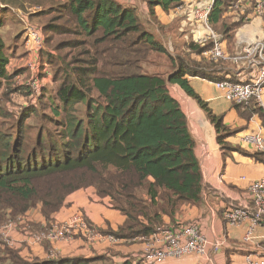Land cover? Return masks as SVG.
Segmentation results:
<instances>
[{"label": "trees", "instance_id": "16d2710c", "mask_svg": "<svg viewBox=\"0 0 264 264\" xmlns=\"http://www.w3.org/2000/svg\"><path fill=\"white\" fill-rule=\"evenodd\" d=\"M60 1L56 14L41 26L44 47L38 61L41 68L52 69L50 92L44 85L37 93L26 82L13 83L28 67L9 70L10 55L1 33L5 20L0 14V99L8 100L0 102V119L11 121L10 130L0 128V222L5 218L2 210L21 215L35 208L49 222L69 194L93 187L125 217L116 230L106 233L122 239L148 238L167 226L165 216L174 220L183 205L200 204L204 191L196 140L169 85L180 86L206 112L226 150L230 146L225 139L234 131L196 92L188 76L213 82L238 80L219 65L224 61L199 59L205 46L193 40L182 43L179 53L167 47L146 27L135 4ZM144 1L159 28L156 7L169 12L183 4V0ZM231 6L230 0H216L209 21L234 42L232 31L245 22L241 17L228 23L225 13ZM57 36L65 37L54 47ZM153 53L168 57L172 70L167 76L144 71ZM17 93L28 100L13 110L8 103ZM39 102L50 107L49 114L38 108ZM233 105L239 111L243 106ZM251 112L259 115L264 128V110ZM30 116L46 123L35 128L27 122ZM32 129H37L34 136ZM250 155L264 160V152ZM97 262L110 259L106 254L27 258L0 240V264ZM143 262L129 257L121 264Z\"/></svg>", "mask_w": 264, "mask_h": 264}, {"label": "crops", "instance_id": "0c3cea01", "mask_svg": "<svg viewBox=\"0 0 264 264\" xmlns=\"http://www.w3.org/2000/svg\"><path fill=\"white\" fill-rule=\"evenodd\" d=\"M125 3L135 4L139 12L149 16V8L144 0H120ZM230 0L232 6L230 10L233 13H225L234 15L238 21L244 17V25L234 32V42L230 45L228 37L224 35V45L228 51L237 49L238 42L245 44L262 41L264 43V5L263 11L257 12L251 6V2L241 4L236 7ZM134 2V3H132ZM191 0H183L182 7H177L169 12H165L160 6L155 11L158 20L163 28L172 22V17L179 13H184V6L190 7ZM227 15V16H226ZM149 19L151 20L150 16ZM248 20V21H246ZM190 19V23H191ZM193 24V22H192ZM157 25V24H156ZM164 41L163 36L166 32L156 27ZM192 37V32H191ZM24 41V40H23ZM186 40L182 41L184 43ZM165 43V42H164ZM166 44V43H165ZM167 46V44H166ZM231 46V48H230ZM170 48V46H167ZM239 48V47H238ZM230 49V50H229ZM231 52V51H230ZM34 52L30 53L31 60L35 59ZM12 55H10L11 57ZM20 66H15L14 69ZM10 68L9 70H14ZM238 81L251 79L256 74V69L248 66H242L231 73ZM51 77V74H49ZM49 77V78H50ZM191 85L196 92L209 103V107L217 115H223L225 124L233 130V134L227 136L225 141L230 149L224 150L218 142V134L214 124L209 120L206 112L201 109L195 100L188 96L180 86L169 85L171 94L180 102L184 112L188 117L189 128L196 140V155L199 159L203 174V197L200 204H185L181 208L174 220L168 216L164 217L165 225L175 226L179 223L197 222L201 226L204 235L211 242L207 255L200 256L190 254L182 258L168 259L163 264H250L258 263L264 260V215L261 224L254 231V238L246 242L244 240L249 221L246 220L242 224H231L225 217V212L233 203L247 202L252 211L253 203L249 199L248 185L253 180L260 179L264 176V160H256L250 154L256 152L247 145L243 138L255 131L263 130L261 118L257 113H252V109L262 108L254 103L241 106L240 111L237 110L233 103L225 100L222 92L219 91L213 81L195 76H188ZM48 80V79H47ZM52 81V80H51ZM171 86V87H170ZM174 91L176 93H174ZM264 98V95H263ZM264 110V109H263ZM241 149L242 151L238 150ZM104 200H107L106 202ZM110 198H99L93 187L81 188L72 194H69L64 205L58 212L52 215L50 225L53 222H61L74 214H83L87 216L97 225L98 231L102 238L92 242L80 234H74L70 239H60L54 242L45 241L35 243L31 237L24 236L14 243L8 241L13 248L19 249L20 253L27 257L47 256H94L106 254L110 262L121 264L123 261L132 257L133 259H144L146 243L148 238L122 239L116 237V240L108 238L107 230L112 228L116 230L125 219L124 215L118 225H114L112 221L115 209L111 208ZM71 204L73 208H67ZM80 206L82 210L74 209ZM30 210L27 214H32L33 222L29 223V227L41 230L46 223L45 218L40 214L39 208ZM35 211L33 213H30ZM119 213V211H118ZM110 223H108V222ZM116 223V222H115ZM36 227V228H35ZM166 227V226H165ZM114 236V235H113ZM214 243H218L215 246ZM143 262V263H144ZM144 263V264H145Z\"/></svg>", "mask_w": 264, "mask_h": 264}, {"label": "built area", "instance_id": "2783aa9c", "mask_svg": "<svg viewBox=\"0 0 264 264\" xmlns=\"http://www.w3.org/2000/svg\"><path fill=\"white\" fill-rule=\"evenodd\" d=\"M191 1L189 9L184 6V11H189V17L194 25L192 40L202 47L205 46L202 55L213 61H229L236 65L242 64L256 69V74L251 79L236 82L228 79L215 81L216 88L222 92L227 101L233 104L246 105L254 103L264 109V43L257 41L243 45L241 41L238 42L239 48L237 47L233 52L228 51L227 46L224 45V35L217 33L209 21L216 0ZM248 2L252 3L251 7L255 11H263L264 0H236L233 2V6L234 3L236 7H239L241 4ZM29 35L31 51L39 52L44 47L42 30L39 27L30 26ZM38 66V60H30L27 64L28 69L32 70H36ZM24 82L31 86L35 92H40L42 82H39L38 79L32 78ZM243 141L253 150L264 152L263 130L247 134ZM247 191L254 210L252 211L247 202L239 200L233 203L225 212V217L231 224L235 225L242 224L246 220L249 221L244 237V240L249 242L254 238V231L261 224L264 215V176L250 182ZM74 234H80L90 242L102 238L97 226L90 223L83 214L79 213L61 222H53L46 230H41L31 238L35 243H42V241L54 242L60 239H70ZM0 236L3 240H9L7 227H1ZM108 238L116 240L113 235H109ZM148 240L146 243L147 250L144 254V259L148 264H163L168 259H179L190 254L204 256L208 254L211 245L201 226L195 221L162 227L158 232L152 234ZM214 245L218 246V243H214ZM250 264H264V260Z\"/></svg>", "mask_w": 264, "mask_h": 264}, {"label": "rangeland", "instance_id": "374dc122", "mask_svg": "<svg viewBox=\"0 0 264 264\" xmlns=\"http://www.w3.org/2000/svg\"><path fill=\"white\" fill-rule=\"evenodd\" d=\"M60 2H61L60 0H0V12L2 11V13L0 14L5 20V24L3 28L1 29V33L7 44V50L9 52V55H12L10 57V68L11 69L12 68L14 69L15 66H20V67L27 66V64L31 60L30 53L32 52L31 45H30L31 42H30V35H29V27L36 26V27H39V29H41V26L46 24L52 18V16L56 14V8L60 4ZM182 12L172 17V22L168 24L166 28H163V30L160 28L161 31L166 32L165 36H163L164 42L167 44V46H170V48H172L174 52L176 53L181 52L180 46L182 45V41L184 40L192 41L191 32L193 31V28H194V25L192 24V22L190 23V17L188 13L189 11H184V13ZM229 12H231L232 14H235L230 9H229ZM231 13L227 14L228 16L226 15L228 23H232L235 20L234 15H232ZM140 16L142 18V21L146 25V27L150 29L151 31H153L155 35H157L159 38L162 39L160 35L161 32H158L156 30L157 25L152 20L149 19V16L142 12H140ZM237 29H234L232 33L234 34L235 30ZM64 37L65 36L55 37L54 47H55V44H57ZM231 42H233L232 38H231ZM231 42H229L230 45L232 44ZM230 51L233 52V49H231ZM39 52L34 51L33 53V55L35 56L34 60H39ZM200 58L201 59L204 58V60L208 61V59L203 55H201L199 59ZM219 65L224 67L225 71H231V72L235 71L236 67L237 69H239L240 67L243 66L242 64L236 65L234 63H230L229 61H224L222 63H219ZM143 69L147 73L161 74V75L167 76L168 73L172 70V65L169 62V59L166 55L153 53L150 55L149 59L144 63ZM51 73H52V69L50 67H45L43 69L41 68V65L39 62V66L36 70L26 69L24 74L16 78L15 81L13 80V83L17 85V83H21L24 81H28L32 78H36L38 79L39 82H42V85H44L47 88V90L50 92V91H53V85L51 81L52 77L49 76V74ZM174 93L176 92L174 91ZM12 97H13L14 102H10L8 103V105H10L11 109L13 110L19 109L21 107V104H24L28 100V98L24 97L22 94H19V93L13 94ZM5 101H2L0 99V102L3 105L5 104L4 103ZM79 106L81 108L80 115H83L84 106L82 104H80ZM38 108H40L42 111L45 109L46 111H48L47 112L48 114L51 111L50 107L49 108L43 107V105L40 102L38 104ZM11 114L17 115V113H13V112H11ZM27 122L31 124L32 126H34L35 128L40 126L42 123H46L44 120L40 119L38 116H30ZM10 124H11L10 120L0 119L1 129L10 130ZM36 130L37 129L31 130L32 136L36 134ZM104 201L106 202L107 200H104ZM109 203H111V201H109ZM67 208H73V206L69 204ZM111 208H112V204H111ZM74 209L82 210L83 213H85L84 209L80 208V206L78 207L76 206V208ZM32 210H36V209H32ZM33 212L35 211H32L30 213H33ZM1 213L4 214L5 218L3 219L2 222H0V227L2 225H3V228L7 227V230L9 233L8 238L10 242L12 243H14L15 241L19 242V240L23 238L24 236L33 237L34 234L40 232L41 230H46L50 226V222H48L46 223V226H44L41 230H39V228L34 230L32 229V227H29V223L33 222L32 219H34L32 214L26 213V214H21V215L19 214L14 215V214H11L10 209L2 210ZM120 214H121L120 212L118 213V211L115 210V213H114L115 218H113L112 221L111 220L109 221L113 222L114 225L115 224L118 225L122 218L120 217L121 216ZM85 215H86L85 217L87 218V220L90 223H93L95 225V223L87 216L86 213ZM0 240L2 242H6V240H3L1 236H0ZM42 242H45V241H42ZM1 264H4V263H1ZM96 264H113V263L112 262H104V263L97 262Z\"/></svg>", "mask_w": 264, "mask_h": 264}]
</instances>
